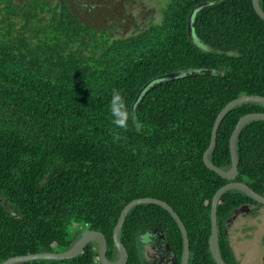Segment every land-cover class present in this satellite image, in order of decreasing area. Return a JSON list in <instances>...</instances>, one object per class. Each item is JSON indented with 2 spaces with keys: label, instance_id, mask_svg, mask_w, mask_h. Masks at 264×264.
<instances>
[{
  "label": "trees",
  "instance_id": "trees-1",
  "mask_svg": "<svg viewBox=\"0 0 264 264\" xmlns=\"http://www.w3.org/2000/svg\"><path fill=\"white\" fill-rule=\"evenodd\" d=\"M72 1L79 0H0V264L66 251L85 230L103 233L111 256L123 208L145 197L167 202L182 219L189 264H217L209 245L212 199L229 180L203 156L230 101L264 96V20L253 0H166L159 18L126 36L86 23ZM172 73L179 76L163 78ZM114 89L127 103L126 128L111 121ZM253 112L264 104L243 103L224 117L210 154L219 168H231V135ZM237 152L236 181L264 195L263 120L243 128ZM248 203L261 206L239 190L218 203L228 264L239 263L225 225ZM154 224L168 227L181 260L177 222L161 206L141 204L120 234L127 264H140L137 232ZM17 264L101 263L90 243L73 259Z\"/></svg>",
  "mask_w": 264,
  "mask_h": 264
},
{
  "label": "water",
  "instance_id": "water-1",
  "mask_svg": "<svg viewBox=\"0 0 264 264\" xmlns=\"http://www.w3.org/2000/svg\"><path fill=\"white\" fill-rule=\"evenodd\" d=\"M206 4V3H205ZM204 4V5H205ZM253 5L257 14L264 20V11L260 6V0H253ZM201 5L196 6L199 8ZM194 8V10L196 9ZM189 34L191 35V28L189 26ZM179 76V73H172L163 76V78H174ZM248 102H255L264 104V96L260 95H242L232 101H230L218 114L211 135L210 145L204 153L203 160L205 165L210 169L215 171L216 173L220 174L223 178L229 180L227 184L222 186L214 195L212 199V207H211V225H212V233L209 240L210 251L211 254L216 261L217 264H228L225 259L223 258L221 251H220V243H219V229H218V221H217V212H218V203L220 198L230 190H239L249 196L254 201L264 205V195H261L254 191L249 185L243 182L236 181L238 176V166H239V158L237 152V142L240 133L242 132L243 128L250 122L255 120H263L264 121V112H253L242 116L235 127L231 138H230V152H231V159H232V166L229 170L225 171L218 166H216L210 160V154L213 152L217 145V137L220 125L226 116V114L235 108L236 106L248 103ZM141 204H155L161 206L165 210H167L174 220L177 222L183 237V255L181 264H189L190 260V241L188 237V231L183 223L182 219L178 215V213L171 207L167 202L156 199V198H139L134 199L129 202L122 210L121 215L119 217L118 223L114 229L113 238L115 248L119 253V259L115 262H111L107 258V241L105 235L96 230H85L81 236L75 241V243L66 251L63 252H39L30 255H22V256H14L10 257L5 260L2 264H17L21 262H28L33 260H68L73 259L80 255L85 247L90 242H97L99 244V256L101 264H127L129 259V254L126 247L120 241V234L122 228L124 226L126 217L128 216L131 209H133L137 205ZM227 231V229H226Z\"/></svg>",
  "mask_w": 264,
  "mask_h": 264
},
{
  "label": "rangeland",
  "instance_id": "rangeland-1",
  "mask_svg": "<svg viewBox=\"0 0 264 264\" xmlns=\"http://www.w3.org/2000/svg\"><path fill=\"white\" fill-rule=\"evenodd\" d=\"M165 1L79 0L72 1L71 5L78 11L84 10L82 19L86 23L110 27L116 34L126 36L150 19L159 18ZM92 5L94 7L87 15L86 10ZM116 21L119 25L114 27ZM253 209L248 215L240 216L229 232L231 248L239 264H264V205Z\"/></svg>",
  "mask_w": 264,
  "mask_h": 264
},
{
  "label": "flooded vegetation",
  "instance_id": "flooded-vegetation-1",
  "mask_svg": "<svg viewBox=\"0 0 264 264\" xmlns=\"http://www.w3.org/2000/svg\"><path fill=\"white\" fill-rule=\"evenodd\" d=\"M254 206H258V205L253 203H248L234 210L233 214L231 215V217L228 218L225 225V231L227 229L226 233L228 235L231 227L235 224L236 220L240 216L248 215L251 211H254L253 209ZM261 206H263V204H261ZM146 235H148L149 237L148 239H145ZM136 237H137V242L135 245V249H136V253L138 254L140 264H181L182 257L181 260L179 261L177 251L173 244V239L168 231V227L164 225H155V224L143 226L137 232ZM90 243H95L99 253V244L97 242H90ZM108 253L109 252L107 247V258L111 262H115L119 259V253L116 248H114V251L111 254V256H108Z\"/></svg>",
  "mask_w": 264,
  "mask_h": 264
},
{
  "label": "clouds",
  "instance_id": "clouds-1",
  "mask_svg": "<svg viewBox=\"0 0 264 264\" xmlns=\"http://www.w3.org/2000/svg\"><path fill=\"white\" fill-rule=\"evenodd\" d=\"M109 113L112 123L118 128H126L127 121L129 117L128 107L123 94L114 89L111 94V99L109 101ZM148 235L145 239H148Z\"/></svg>",
  "mask_w": 264,
  "mask_h": 264
},
{
  "label": "bare ground",
  "instance_id": "bare-ground-1",
  "mask_svg": "<svg viewBox=\"0 0 264 264\" xmlns=\"http://www.w3.org/2000/svg\"><path fill=\"white\" fill-rule=\"evenodd\" d=\"M166 2V1H165ZM167 6V5H166ZM205 47V46H204ZM115 260V259H114ZM55 261V260H54ZM69 263V262H68Z\"/></svg>",
  "mask_w": 264,
  "mask_h": 264
}]
</instances>
